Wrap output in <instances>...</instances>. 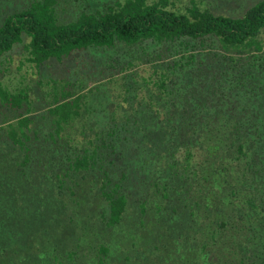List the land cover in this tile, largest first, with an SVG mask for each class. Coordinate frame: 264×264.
I'll use <instances>...</instances> for the list:
<instances>
[{"label": "trees", "instance_id": "obj_1", "mask_svg": "<svg viewBox=\"0 0 264 264\" xmlns=\"http://www.w3.org/2000/svg\"><path fill=\"white\" fill-rule=\"evenodd\" d=\"M13 7L0 63L22 46L33 83L0 75V185L20 181L25 208L53 196L60 212L38 226L27 264L59 241L77 254L81 229L112 233L133 206L164 232L166 264H264V0L238 16L172 0L71 19L60 0Z\"/></svg>", "mask_w": 264, "mask_h": 264}, {"label": "rangeland", "instance_id": "obj_2", "mask_svg": "<svg viewBox=\"0 0 264 264\" xmlns=\"http://www.w3.org/2000/svg\"><path fill=\"white\" fill-rule=\"evenodd\" d=\"M28 1L29 0H0V19L7 14V12L16 8H21L13 6H25L28 4ZM115 1L117 0H60L59 11L64 18L71 19L83 10H104L107 5L113 4ZM257 1L258 0H172V2L176 4V7L181 9H186L193 2H196L217 13L234 16L242 14L248 7ZM24 54L25 52L22 46H18L12 51L9 60H5L4 66L0 63L1 68L6 67L3 73H0L6 86L11 88L19 87L22 83L23 74L29 77L26 82L33 83V80L30 78L32 70L28 68L29 64L26 63L21 66V61L24 60ZM83 60L89 61L79 55L77 59H73V62ZM147 66L148 64L142 65L141 68L144 70ZM93 74L95 77L93 81L99 82L103 79V77L99 78L98 73ZM12 153H14L12 154L13 157L17 154V152ZM1 163H4V161H0V164ZM6 182L7 183L2 186L0 185V240H2V246L5 247L7 254L10 255L11 262H14V264H27L28 260L21 256L25 254L22 252L27 251L32 244L37 241V236H39L38 226L44 219L51 214L52 222H56L55 216L60 215L58 203L52 196L42 198L41 202H44L41 204L42 206L38 204L37 200H27L29 207L25 208L23 205L24 197L21 198V193L23 192L22 187H24V185L20 181L14 184L10 178H8ZM70 201L71 200H69V202ZM134 209L133 206V208L126 213L122 225L114 227L112 233L106 234V230L102 232L100 229L90 225L81 229L80 234L82 233L81 242L83 248L79 250L76 249V251H78L77 254L68 255L71 248L67 245H62L61 241H59L57 242L58 245L54 244L58 249L45 246L46 252L42 255V261L40 260V263L34 261L35 264H166L167 262L164 261V259L167 257H164V252H161V250L165 251V246L162 245V238H160L163 236L162 233L164 232L153 230L149 226H142L140 223L141 216L139 213H135ZM145 219L146 224L148 219L147 217H145ZM52 230H56L55 226ZM68 232L67 234H69V236H67V239L69 241L71 239L70 237L78 233L74 229H70ZM208 239L210 243V237ZM42 244L39 250L36 251L37 254L40 252L43 254L42 251L44 250H42ZM101 244L108 247L109 253L105 260L99 262L98 255L100 252L98 253V251ZM194 253H201V251L197 248ZM23 258L25 259V263L23 262ZM212 263L210 259L206 262V264ZM4 264H6V262H4ZM199 264L205 263L201 261Z\"/></svg>", "mask_w": 264, "mask_h": 264}]
</instances>
